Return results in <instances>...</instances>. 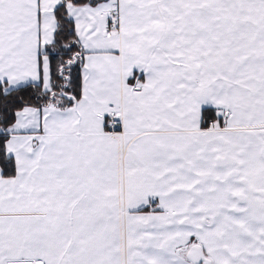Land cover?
I'll use <instances>...</instances> for the list:
<instances>
[{
	"label": "snow or ice",
	"instance_id": "snow-or-ice-1",
	"mask_svg": "<svg viewBox=\"0 0 264 264\" xmlns=\"http://www.w3.org/2000/svg\"><path fill=\"white\" fill-rule=\"evenodd\" d=\"M0 264H264V0H0Z\"/></svg>",
	"mask_w": 264,
	"mask_h": 264
}]
</instances>
